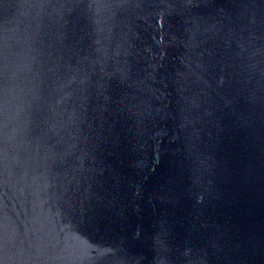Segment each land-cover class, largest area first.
<instances>
[{"label": "water", "instance_id": "1", "mask_svg": "<svg viewBox=\"0 0 264 264\" xmlns=\"http://www.w3.org/2000/svg\"><path fill=\"white\" fill-rule=\"evenodd\" d=\"M0 264H264V0H0Z\"/></svg>", "mask_w": 264, "mask_h": 264}]
</instances>
